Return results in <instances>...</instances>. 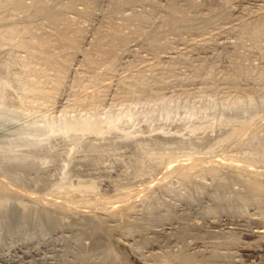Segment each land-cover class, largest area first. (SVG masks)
Instances as JSON below:
<instances>
[{
	"label": "rangeland",
	"instance_id": "obj_1",
	"mask_svg": "<svg viewBox=\"0 0 264 264\" xmlns=\"http://www.w3.org/2000/svg\"><path fill=\"white\" fill-rule=\"evenodd\" d=\"M102 10L104 12L106 8L103 7ZM103 12H99L100 18H102L101 14ZM255 13L254 17H256ZM98 21L100 24L101 20ZM95 23L84 25L86 28H90L88 30L90 33L87 36V42L83 45L82 55L86 53L87 56L91 49V46H89L93 40L91 29L99 25L97 21ZM228 28L231 29V27ZM228 28H221V30H224L222 38L224 36H227V38L221 39L220 36L222 34L219 29L217 30L220 35L219 32H216L217 30L209 32L213 35H210L211 37H216L215 39L211 38L209 33L206 35L208 37H202L204 39L193 36L194 38H199L201 42L197 38L194 40L193 37H186L184 44H187V46L182 44L183 42H177L178 44L176 43L173 46L175 50L172 48L169 50L170 52H166L167 54L163 55L160 53L158 57H151L146 51L144 53L139 45L133 46L134 48H131L132 52L128 55L126 54L122 63L120 62L117 73L115 72L117 75L113 73L116 77L109 74H107L109 77L104 75L102 81L114 82L112 84L109 83V87L112 85L109 89L107 87L108 83L104 86L101 82L102 87L104 86L102 91L103 88H100V83L98 84L97 81L96 84L98 85H96V88H89V90L98 89L99 93L103 92L101 102L93 103L92 105L87 104L89 107L80 106L86 105V102L77 104L76 92L74 93L73 89H71L75 85L76 75L74 74L80 72L82 66L86 65L85 60H83L81 55L75 60H60L59 65L61 64L62 67L69 63L74 65L69 76L60 85L55 82L49 84L48 81L42 79L43 84L47 82V85L45 87L41 84L40 87L43 89L45 87L44 93L47 96L45 99L40 96L37 98L34 96L35 99L32 98L30 103L31 111H37L38 116L39 113L41 115L45 113L48 122L54 125L53 133L56 138H53L46 146L49 149L45 148L47 151L44 149L46 151L44 154L52 151L53 155L58 153L63 155V152L67 150L63 137L68 140L79 138L81 143L91 145L111 134L114 136L112 138L114 141L108 145L106 144L105 148L100 149L99 154L101 155L96 154L97 158L94 156L95 153L87 149L88 147L82 145L83 148L77 145L73 156L74 161H71L70 166H68V183H66L68 187L66 186V189L65 187L62 189L58 187L57 184L61 176L59 177V172L53 167L55 164L52 165L51 163L49 164V166L51 165L50 167H46L45 173L50 178L54 177L51 178L53 184L51 185V182H49L50 187L44 189L40 188L42 187L40 185H38L39 187L37 185L33 187V185L29 184V187L27 183L25 185V182L22 183L23 181L17 177L19 183L21 181L24 184L19 185L16 180L17 175L0 173L2 174L0 175V198H2L0 201L4 199L10 200L4 206L0 203V208L3 206L0 210V264H264V236L252 237L251 239L246 237L247 232L264 227V190H262L264 189V182L263 184L260 182L261 180L264 181V176H262L264 174L260 175L256 170L254 171L255 167V169L264 171V157L258 158L259 155L253 151L248 152L247 147V145L252 144V137L264 129V110H262L263 106L260 105L262 101L256 100L261 88L254 79L243 80L241 84H243L244 93L238 94L230 86L229 81L224 80L227 77L229 72L227 69L230 66L225 63L224 55L233 51V47L229 46L235 43V37ZM29 39V37L25 38L26 41ZM202 40L204 42L207 41L205 43L209 44L208 49H204L202 46H200L201 48L199 47L200 43H203L202 45L205 47ZM212 40L213 42H211ZM196 41V44L199 43L198 46L196 45L198 49L194 47ZM188 46L189 48H187ZM190 46L193 47L190 48ZM223 46L228 47V49H224ZM195 48L197 50L200 48V52L197 50L195 52ZM189 49L194 54L188 51ZM204 50L206 53H201ZM218 50L221 52L220 54ZM4 52L6 56L5 58L0 57V62H2L1 58L4 60L9 57V52ZM4 52L2 51L0 56H4ZM138 54L139 57H144V59L140 58L144 60L140 63V67L141 65L143 67L139 69V65L136 64L138 68L136 67L135 69L134 67L132 70L127 71L125 65H131L135 60L134 57ZM216 54L223 58L219 61ZM19 56L21 55L19 54ZM249 56L247 53L244 54V57H246L245 64L254 68L261 67L262 71H264V61L252 60L251 57L248 58ZM145 57L149 61H146ZM176 58L178 59L176 60ZM204 58L215 62L217 67L215 73L219 75L217 82L212 81V76L215 74L201 79L196 78L193 69L198 67ZM19 59L21 62L17 61L18 68L15 72L23 79L25 72L28 69L31 70V65L24 58ZM147 62L149 63L147 64ZM171 62L176 64L175 76L168 74L159 75L162 68H165L166 65L168 68L174 66ZM155 64H157L159 69L161 68V71L156 68ZM149 65L150 68L154 65V68L149 69ZM133 69L137 70V72L145 71V73L143 72L139 75V79L144 77L149 81L148 89L151 93L149 97L144 96L140 100L124 101L120 94L116 93L119 89L118 86L121 84L119 81L122 79L126 80L129 73L131 75L129 78L132 77V74H137L136 71L134 73ZM153 70L156 72L159 70V73L157 72L158 74H156ZM123 73L124 75H122L123 78L121 79V74ZM110 76L112 79L114 77V80ZM34 79L35 77L31 78L30 85L33 84ZM23 80L27 81V77ZM115 81L118 82L115 83ZM0 87L2 86L0 85ZM88 91L87 93L90 92ZM255 103H258V107H256L257 109L255 108L256 111L252 112L250 106ZM238 107H245L246 110H242V114L233 113V110ZM37 113L35 112L33 115L35 116ZM28 117L23 119L26 120ZM41 117H43L42 120L45 119L44 116ZM115 117H122L124 124L108 125L107 121ZM255 120L260 125L258 123L254 127L249 126L253 122L256 124ZM76 121L94 123L93 127L95 129L84 130L81 133L85 137H78L79 131H76V134H72L73 132L69 131L70 124L76 123ZM32 122L35 121L33 119L31 122L29 121V123ZM19 123H14L11 127L15 129L13 125H19ZM21 123L23 124V122ZM242 124H245L251 130L246 135L237 137L240 132H244L245 127ZM6 129L5 131L8 132L12 128L9 126L8 130ZM5 131L1 133L4 135ZM109 131H111L110 134ZM7 132L5 135L11 136V132H8L10 133L9 135ZM179 137L184 140L185 138L186 140L195 138V143L192 141L184 142ZM158 138H163V143H157ZM132 139L134 140L132 141ZM232 144L237 146H234L230 153H226L227 147ZM168 145L171 147L175 145V147L171 148ZM206 150L210 151L207 152ZM90 153L92 156H90ZM163 153L165 154L164 158H167L163 163L154 161L150 157L146 162V166L144 165L143 174L139 175L135 172L136 161L144 160L142 158L144 155ZM216 154H224V156L225 154H230L228 155L230 156V161L221 162L214 166L212 162L213 158L217 157ZM95 158L98 160L99 170H91L86 164L87 162L92 163ZM177 158L180 160L184 159V162L187 160L186 162L190 166L196 159L197 166L200 165L199 167L204 172H198L201 169L197 167L198 169L195 168L196 171L198 170L197 172L194 170V173L192 170V173L186 177H178L176 174H171V176H166V179L158 180L156 174L165 171L168 159L178 161ZM197 160L205 167H202ZM203 161H205V164H203ZM211 163L214 167L209 165ZM249 165H252V167ZM245 166L252 168L250 172L243 170ZM209 167L215 168L216 176L206 173L207 170L211 169ZM63 168L61 171H63ZM87 170L88 172L91 170V172L88 173ZM228 172L230 175L232 172L247 174L249 178L255 177V179L259 175L262 176L259 177L260 179H256L258 181L256 183L260 182L259 184L263 185H256L260 188L262 187L260 191L257 188L262 195L252 194V196H249L250 194L246 191L241 192V187L236 183L237 179H235L237 185L234 184V181L230 182L232 185H236L234 192L240 191L242 193L240 194L241 196L243 193L247 194L243 195L246 198L241 199L245 204L243 205L239 201L236 202L238 207L235 204L236 207L233 205V208L225 205L226 208L224 206L218 209L215 196L222 195V192L226 194L228 190L225 191L224 186H219L220 182L213 181V177H224L229 180ZM6 175L7 177H5ZM198 177H203L205 182L196 180ZM156 181L157 183L160 181V183L157 184L155 183ZM81 184L90 188L75 189L80 188L81 186H78ZM7 185H9V189ZM126 193L131 195L130 197L127 195V201L133 198L129 201L131 204L129 203L128 207L127 201V203L124 201V204L121 203L123 200L122 196L126 199ZM40 197L43 198L40 199ZM116 197L117 199H122H118L122 205L119 202L113 204V200ZM85 200H87V203ZM102 200L109 203L110 200L112 201L113 206L108 203V208L111 207L110 210H112L113 214L107 210L106 203V211L104 207H102L103 213L102 210H99L97 203L101 204ZM132 200L134 201L132 202ZM117 204H120L121 208L118 205V209ZM80 206L82 208L86 207V209L83 208L82 210ZM71 207H73L72 209L75 212L70 209ZM90 208H93L94 213L90 211ZM127 208L130 209L128 210ZM113 209L115 210L113 211ZM19 215H22V217H19ZM47 217L52 219V222H48L45 219ZM56 219L60 222H57ZM55 220L57 223H53ZM223 222H226L227 226L225 225L221 229L214 227V223L223 224ZM182 230L187 231L184 238L176 239L178 233ZM221 241L223 244H221ZM106 250L108 254L109 252L112 254V257L106 255V258L109 257L112 260L106 259L108 262L105 263L103 259L105 258ZM253 251H256L257 254H252Z\"/></svg>",
	"mask_w": 264,
	"mask_h": 264
},
{
	"label": "bare ground",
	"instance_id": "obj_2",
	"mask_svg": "<svg viewBox=\"0 0 264 264\" xmlns=\"http://www.w3.org/2000/svg\"><path fill=\"white\" fill-rule=\"evenodd\" d=\"M103 7L106 8L104 12L102 10ZM99 12H103L101 14L102 18H100ZM127 13L129 14L127 15ZM254 13L256 14L255 15L256 17H254ZM98 20H101L100 24ZM96 21L98 22L99 27L98 26H94V28L91 27L93 28L91 29L93 40L89 44V46H91V49L88 52L87 56H86V53H83L82 55V48L84 47L83 45L87 42L86 39L88 38L87 36L90 33L88 31L90 28L88 29L84 25L85 24L88 25V23L92 24V23H95ZM228 27H231V29ZM221 28H228V30H230L232 35H234L235 37V43L229 46L231 48L233 47V51L230 52L229 54L226 53L225 54L226 56L223 53L225 60H226L225 63L227 64V66L230 65L229 68L227 69L229 70V72L227 74V77L224 78V80H226L227 82L229 81L228 83L230 84V86L233 87L234 90L238 94H243L244 90L242 88L243 84H241V81L243 80L247 81V80L254 79L261 88V91L258 94L256 100L262 101V104L260 105L263 106V109L261 107L260 108L264 110V71H262L261 67L254 68L251 65L245 64L244 62L246 61V57H244V54L246 53L250 55L248 58L251 57L252 60H259V61L261 60L262 62L264 61V0H0V53H2V51L3 52L7 51V53L9 52L8 54L9 57L4 60H2V58L3 57L5 58L6 56L4 55L5 52L3 53L4 56H0L2 57L1 58L2 62H0V85L2 86L0 87V173H3L4 175L6 173H10L13 175L15 174L14 176L17 175L16 180H17V177H19V180L21 179V181H23L22 183L25 182L24 183L25 185L26 183L29 187H30L29 184H31V186L33 185V187H35L36 185L37 186L40 185L42 186L40 188L44 189V188L50 187L49 182H51V185L53 184L51 178H54V177L50 178V176H48L45 173V170L51 166V165L49 166V164L51 163L52 165L55 164V166L53 167L56 168V170L59 172L58 174L59 177L61 176V179L59 183L57 184L58 187L60 189L65 187L66 189L68 187L66 185V183H68L67 181L68 171L67 170H68V166H70L69 164H71L70 162L74 161L73 156L77 149V145L79 146L84 145L85 147H88L87 149L88 150L90 149L92 153H95V155L94 154L93 155L96 156V154L101 155L99 154L100 149L105 148L106 144L108 145L114 141L112 139L114 136L110 134L111 131H109L110 136L107 135L104 137L105 139L102 138V140H100L99 142L97 141L98 144L96 142L95 144H91V145H88L86 143H81V141H79V138L68 140L67 138L65 139L63 137V141L65 140V144H66L65 146L67 148V150L63 152V155H60L59 153L58 154L60 156L58 154L53 155L52 151L49 152L48 154H44V152L47 151L46 149H49V148H46V146L53 140V138H56L55 137L56 135L53 133L54 125L48 122V119H46L45 117V113H43L44 110H42L43 112L39 111L43 113V115L39 113V116H38L37 111H35L37 113L35 114V116L37 117H35L33 115V113L35 112L30 110V105H31L30 103H31L32 98L35 99V97L37 98L40 96L42 99H45V97L47 96V94L44 93L45 92L44 89L47 85V82L43 84L42 79H44L45 81H48L49 84H53L52 82H55L58 85H60L61 83H63L64 79H66L67 76H69L74 65L72 63H69L65 67L64 66L62 67L61 64L59 65V63L61 62L60 60H63V59L75 60L78 57H80V55L83 58V60H85L86 65L82 66L80 72H77L78 75L76 72H75L76 74H74L76 75L75 85H73L71 89H73L74 93L76 92L75 95L77 96V104L86 102V105H80V106L89 107V105H92L93 103L97 104L98 102H101L102 100L101 95L103 93L102 91L104 90L103 87L105 86L106 83H108L106 80H104L106 82L102 81L104 79V75H106L107 77H109V75L112 76L113 73L117 75L116 71L118 70L117 68H119V64L122 63V61L124 60L123 58L126 56V54L128 55L130 54V52H132L131 48L133 46L139 45L140 47H142L143 52L146 51V53L149 56L158 57L160 53L164 55L167 51L171 50L174 44H176L177 42H180V43L183 42L182 44H184L185 43L184 41L187 39L186 37L197 36V37H201V39H204L202 37L206 36L209 32L215 31L217 29L221 30ZM223 31L224 30H221V34L223 33ZM216 32L218 33L219 31L217 30ZM210 35H212V33H209V36ZM219 35H220V32H219ZM222 36L223 34L220 36L221 39L227 38V36L226 37L224 36L223 38ZM26 37H29L30 39L26 41L25 40ZM197 37L195 38L193 37L194 40ZM211 38L215 39L216 37H211ZM197 39L199 42H201L199 38ZM205 42H204L205 47H203L202 45L203 43H200L199 47L202 46V48L208 49L209 44L207 45ZM211 42H213V40ZM196 43L197 41L194 43L195 44L194 47L198 49L197 46L199 43L198 44ZM184 45L187 46V44H184ZM192 47L190 46V48ZM187 48H189V46ZM196 48L194 49L195 52L197 50ZM200 48L199 50H197L198 52H200ZM223 48L225 49L226 47L223 46ZM227 49L228 47L226 48V50ZM190 50L191 49H189L188 51ZM203 52H205V50L202 51L201 53ZM218 52L219 54L221 53L219 50ZM19 54L21 56H19ZM219 54L218 55L216 54V56H218L217 59L220 61L223 57L219 56ZM23 55L25 56L23 57ZM201 56L203 55L201 54ZM19 58H24L26 61L30 62L29 65H31V70L28 69V71L25 72V75L23 77V79L27 77V81L23 80L21 77H19L18 73L15 72V70H17L18 68L17 61L21 62ZM140 58L144 59V57L142 56L139 57V54H138L134 57L135 60L131 63V65L129 64L125 65V67L127 68V71L132 70V68L134 67L136 69L137 67L136 64L139 65L138 66L139 69L143 67L142 65L140 67V63L141 61H144V60ZM205 58L203 59V61L201 60L202 62H200L198 67L193 69V71L195 72L194 74H196V78H199V79L205 76H208V75L215 74L214 76H212V81L217 82L219 79V75L218 74L216 75L215 73L217 71L215 62H213L212 59H211L212 61H210L209 59H205ZM14 59L16 60L14 61ZM177 59L178 58H176V60ZM145 60L149 61L147 60L146 57H145ZM148 63L149 62H147V64ZM147 64L145 65L147 66ZM173 65L174 66H170L169 68L166 65L165 68H162V71H161L160 70L161 68L159 69L157 64H155V66H157L156 68L161 71L159 73V70H157L159 75L168 74L171 76L172 75L175 76V73H176L175 65L176 64L174 63ZM151 68H154V65H152ZM151 68L149 65V69ZM154 70L153 72L158 74ZM135 71L137 74H134V75L132 74V77L129 78L131 76L129 73V76L126 77V80L122 79L123 78L122 75H124V73L121 74V79L123 81L121 80L122 81L121 82L119 81L120 80L119 79L118 81L121 84L119 83L120 84L119 86L117 85L118 83L116 84V86H118L119 88L117 90L118 92L116 93L117 94L119 93L120 96L122 97V100L124 101L125 100H132V101L140 100L144 96L149 97L151 93L150 90L148 89L149 81L145 79L144 77H142V79H139V75L143 72L145 73V71L137 72V70H134V73ZM32 77L33 78L35 77V79L33 80V84L30 85ZM114 77L113 79L111 77V79L114 80ZM109 79L107 80L109 81ZM96 81L98 82V84L100 83L99 84L101 86L100 88H103L101 91L102 93H99L98 89L97 90L95 89L96 85H98L96 84ZM118 81H115V83ZM101 82L104 84L103 87H102ZM109 83L112 84L114 82L109 81ZM109 83L108 85L106 84L108 89L112 86L111 85L109 87ZM41 84L45 86L44 89L40 87ZM90 87H95L94 89L96 90V92L94 89L89 90ZM87 91L89 93H87ZM91 91H94V92L91 93ZM257 104L255 103L250 106V108H252V112L255 110L256 107H258ZM261 109L258 108V110L260 111ZM242 110H246V108L238 107L233 110V113L242 114L241 112ZM45 112H47V110H45ZM27 116H29L31 119L28 117L27 118L28 120L26 119L27 120L26 121L23 118H26ZM41 116H44L45 119L42 120L43 117ZM38 117H41V118H38ZM36 118L39 119V120L37 119L39 122L36 120ZM32 119L35 122L29 123V121L31 122ZM20 121L23 122V124ZM257 121H256V124L253 122V124L249 126L254 127L255 125L259 123V122L257 123ZM107 122H108L107 123L108 125L124 124V121H122V117L111 118ZM14 123H19V125L18 124L13 125L15 126V129L11 127V125ZM16 125H18V127H16ZM94 125L95 124L91 122L85 123V122L76 121V123L70 124L69 131L73 132L72 134H76L77 133L76 131H79V134H77L79 135L78 137H85V135L81 132H83L84 130L88 131L91 129L92 130L95 129V127H93ZM242 125L245 127L244 132L246 133L240 132L237 135V137H241L244 134L246 135L248 131L251 130L245 124H242ZM258 125H260V123ZM9 126L10 128L13 129V130L11 129L12 131L10 129L8 131V132H11V136L9 135L10 133L5 131V128H7L6 130H8ZM4 131L5 133L7 132L9 136L5 135V133H4L5 135L4 136L1 133ZM263 131L254 135L252 137V144L247 145L248 152L253 151L255 154L259 155L258 158L264 157V132ZM179 139H181L184 142L192 141L195 143L194 141L195 138L194 139L191 138V140L189 139L186 140L185 138L184 140L179 137ZM133 140L134 139H132V141ZM163 141L164 140L162 138V139H159L157 143H161V142L163 143ZM199 141L201 140L199 139ZM168 146L171 147L170 145ZM234 146H237V145L232 144L228 146L226 153H230L231 152L230 150ZM173 147H175V145H173L171 148ZM44 149L46 151H44ZM206 151L209 152L210 150H206ZM164 155H165L164 153L156 154V155H153V154L144 155L142 157L144 158V160L136 161L137 166H136L135 172L138 173L139 175L143 174L144 165L146 166V162L147 160H149L150 157L153 158L154 161L163 163L167 159V158H164ZM216 155L217 157H215L216 159L213 158L214 160L210 157L213 160V162L212 161L211 162L214 163V166L221 162L224 163V162L230 161V156H228L230 154L228 155L225 154V156L227 157H225L224 154H221V155L216 154ZM90 156H92L91 153H90ZM96 158H95V161H92V163H89V162L86 163L87 166L91 168V170L100 169V167H98L99 166L98 160ZM90 160H94V159H90ZM181 160L178 159L179 161L178 163V161L175 159H171V160L168 159L167 161L168 163L166 162L167 164L165 166V171L156 174V176L158 177V180L166 179V176H171V174L173 175L176 174V176L178 177L180 176L186 177L187 175L192 173V170L194 172L195 168L200 166V165L197 166L198 164H196L197 163L196 159H195V162L191 164V166L190 164H188V162H186L187 160H185L186 163L184 162V159L182 160V162H180ZM197 161L202 166V163L199 160ZM204 162L205 161H203V164H205ZM212 163L209 165L212 166L213 165ZM63 166H65V168H63ZM249 166L252 167V165H249ZM249 166L243 167L244 168L243 170L250 172L252 168ZM202 167H205V165ZM62 168H63V171H61ZM255 168H254V171L256 170V172L260 173V175L264 174V171H261ZM199 169L201 170L199 171L197 170L198 172H201V173L204 172L202 168L199 167ZM91 170L89 172L87 170V172L90 173ZM206 173H209V175L211 176L217 175L215 168H211L207 170ZM227 175L230 176L229 180L224 177L222 178L213 177L214 178L213 181L218 182V183L220 182L219 186L222 185L224 186L223 188L225 191L228 190L226 194L222 192V195H218V197L217 195L216 196L214 195L216 199L215 201L216 206L218 209L224 207L225 205L229 207H232L233 205L235 206L236 202H239V201L242 202L241 199L246 198V197H243V195H247L246 193H243V195L241 196L240 194L242 193H240V191L239 192L235 191L236 193L234 192V187H236L237 185L236 183H238L239 186L241 187V192L246 191L247 193L250 194L249 196H252V194L262 195V193L259 192L262 187L260 188L256 185H258L260 182L261 184H263L264 181L261 180L259 183H256V182H258L257 180L260 179L259 177H262L264 175L262 176L259 175L257 177L258 179L256 178L257 180L255 179V177L249 178L247 174L243 175L237 172H232L231 175L228 172ZM5 177H7V175ZM235 179H237L236 183H235ZM196 180H199V182L204 181L203 177H198ZM21 181L20 183L19 181L17 183H19L20 185L22 184ZM165 181H168V180H165ZM230 181H234V184L236 185L235 186L234 184L232 185ZM83 182L85 183V181ZM155 183H157V181ZM7 186L9 189V185ZM260 186H263V185H260ZM78 187L80 188H75V189L83 190V188L84 189L90 188L87 185H82V184L79 185ZM257 188L259 189V191ZM129 193L128 194L126 193V195L124 194L126 196V199H124V196L122 195L121 196L123 197L122 198L123 200L118 198L122 200L121 203H123V201L124 202L127 201V195L129 197L131 196L129 195ZM44 195L46 196V194ZM129 197H128V200H129ZM42 198L40 197V199ZM1 199L2 198H0V200ZM115 199H117V197ZM115 199L113 200L114 201L113 204H115V202L118 203L120 201L118 199L117 201H115ZM7 201H10V200L4 199L3 201H0V203L4 206L6 205ZM86 201L87 200H85V202ZM129 201H127L128 202L127 207L130 203ZM133 201L134 200H132V202ZM243 201H245V199H243ZM111 202H112L111 200H110V203L102 200V203L104 204L97 203V206L100 211L102 210V213H103L102 207H104L106 211L109 205L110 206L112 205ZM248 202H249V199H248ZM105 203L107 204L106 205L107 208H105ZM120 204H117V208H118V205L120 207ZM244 204L245 203H243V205ZM237 205L238 203L236 204V206ZM3 206L0 208V210L3 208ZM72 208L73 207H71L70 209ZM83 208L86 209V207H83ZM93 208L92 209L90 208V211H93L94 213L95 208L94 210ZM113 208H116V207H113ZM110 209L111 207L108 208L107 210L111 212L112 210ZM72 210L74 211V209ZM114 210L115 209H113V211ZM20 216L22 217V215H19V217ZM45 219L48 222H52V219H49L48 217ZM56 220L53 221V223L60 222L58 220L56 222ZM226 224H227L226 222H223V224L214 223V227L221 229L223 226L225 227ZM185 230L180 231L176 239L177 238L179 240L183 239L185 234L187 233V231ZM247 233L248 234H246L247 235L246 237L250 239L252 237L258 238L259 236L260 237L264 236V227L256 228V230H253L252 232H247ZM221 244H223L222 241H221ZM104 245H103V248H104ZM234 245L236 244L234 243ZM107 250H106V253H107ZM106 253H105V258L103 259L105 260V263L108 262V260L106 259L112 260V258H109L108 256H107L108 258H106V255H109L110 257H112V254L110 252L109 254L108 253L106 254ZM252 254H257V252L253 251Z\"/></svg>",
	"mask_w": 264,
	"mask_h": 264
}]
</instances>
